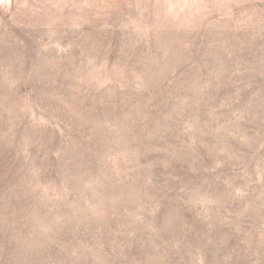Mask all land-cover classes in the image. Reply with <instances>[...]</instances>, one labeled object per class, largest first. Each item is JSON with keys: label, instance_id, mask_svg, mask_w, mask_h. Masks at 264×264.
Instances as JSON below:
<instances>
[{"label": "rangeland", "instance_id": "obj_1", "mask_svg": "<svg viewBox=\"0 0 264 264\" xmlns=\"http://www.w3.org/2000/svg\"><path fill=\"white\" fill-rule=\"evenodd\" d=\"M0 264H264V0H0Z\"/></svg>", "mask_w": 264, "mask_h": 264}]
</instances>
